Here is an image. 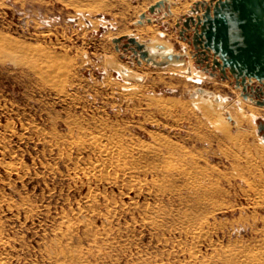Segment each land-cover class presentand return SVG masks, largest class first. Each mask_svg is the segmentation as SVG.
<instances>
[{"label": "rangeland", "instance_id": "rangeland-1", "mask_svg": "<svg viewBox=\"0 0 264 264\" xmlns=\"http://www.w3.org/2000/svg\"><path fill=\"white\" fill-rule=\"evenodd\" d=\"M156 1L0 0L2 264H237L229 251L242 250L264 262L260 117L225 119L237 95L206 83L224 79L180 34L197 0L175 20L170 0L150 12ZM143 12L175 32L183 69L125 45L127 33L151 42L132 33ZM96 137L132 148L124 169Z\"/></svg>", "mask_w": 264, "mask_h": 264}, {"label": "water", "instance_id": "water-1", "mask_svg": "<svg viewBox=\"0 0 264 264\" xmlns=\"http://www.w3.org/2000/svg\"><path fill=\"white\" fill-rule=\"evenodd\" d=\"M164 4L165 0H157L149 10L154 13ZM146 17L147 12L141 13L139 22ZM181 20L180 34L194 45L197 61H207L204 69L212 75L218 71L224 80L233 78L245 99L264 105V0H197L185 17L178 20V25ZM190 29L193 32L185 36ZM120 40L121 37L114 38L117 44ZM131 43L140 55V63L143 59L155 65L185 60L183 53L173 52L162 42L155 43L157 49L164 51L160 59L137 37H129L125 45ZM224 115L236 124L229 112ZM257 127L263 134L264 118H260Z\"/></svg>", "mask_w": 264, "mask_h": 264}, {"label": "bare ground", "instance_id": "bare-ground-1", "mask_svg": "<svg viewBox=\"0 0 264 264\" xmlns=\"http://www.w3.org/2000/svg\"><path fill=\"white\" fill-rule=\"evenodd\" d=\"M166 1L167 0H165V2ZM191 1L190 0H170L169 9L172 13L171 18L175 20V18L179 14H182L186 10L187 11L185 13H187L189 11L188 8H189ZM146 18H150L148 13H147ZM145 19H144L143 23L138 24L136 27L134 26L135 30H133L132 33L138 35V37L141 39L149 38L151 42H148L145 44L151 52L156 53L155 51L150 49L151 45L155 46V43L158 42V40H161V41H163V43H165L168 46V48L170 50L177 53L178 51H176V50H177V44L179 43V41H178L179 39H178L177 35L175 34V32L172 30L171 31L160 30L159 25L157 26L154 22H149V21L146 22ZM166 20L170 24H173V23H171L169 17H166ZM127 29H129V28H127ZM130 30H131V28H130ZM130 30H129V32H130ZM124 31H122L121 33H124ZM119 33L117 35H120ZM131 36H135V35L127 33V39H129V37H131ZM155 49H156V47H155ZM189 65H190V72L193 73L194 69H193V66L191 64V61H190ZM170 66H173V68H175V70H179V69L184 68V65L182 63L177 64V63L173 62V64H170ZM194 77H196V80L204 82L206 75L203 72L202 73L199 72L198 76H194ZM208 78L209 77L206 78L207 80L205 79L206 83L208 85H210L212 88H214L215 92H217L216 90H218V91H223V92H231L234 95H237L238 102H235L234 100L228 101L227 103H225L226 104L225 107L231 113L233 119L237 120V123L240 126H246L247 128H249V127L253 126L252 117L259 116L260 118H264V105L256 104L254 101H252L250 99L240 98L239 90L237 88L231 87L229 89L227 79L221 80V79H217V78H209V79ZM221 94H222V96H224L223 93H221ZM239 111H241V113L243 114L244 117L240 115ZM225 119H227V118L225 117ZM212 122L213 121L211 120V123ZM228 124H233V123L230 122ZM252 129H254V128H252ZM253 131L254 130H252L251 132L254 133ZM248 135H250V134H248ZM93 141H94V143L93 142L92 143L94 144V146L97 148V150L100 151V153L105 157L106 160L110 161V163H114V162L118 163V164L114 163L116 165L115 166L116 168H118V167L123 168L125 166L124 164L122 165L120 162L121 156L127 157V156H130L132 154V148H129V149L124 148L123 149V148H119L117 146L116 147L115 146H107L105 143H103L102 137H96V138H94ZM110 141L115 142V143L117 142V140L115 138H110ZM142 144L148 145L147 143H142ZM149 146H152V144H150ZM147 149H148V151H151L153 153H158V148H152L151 147V148H147ZM159 152H160V150H159ZM102 163H104V162H102ZM102 163H99V164H101L100 166H103ZM99 164H98V166L95 164L93 166H95V168H96V167H99ZM114 164H113V166H114ZM184 175L186 178H189V179L192 177V174L190 172H184ZM202 229H203V227L200 225L198 227V230L194 232V237L196 240H198L201 237ZM259 247H261V246H259ZM256 248H258V247L256 246ZM227 251H229V250L227 249ZM229 256L236 258V260H238L240 262L237 264H264L263 260L260 257H257L256 255H254V253L250 254V253L245 252L243 250L239 251V252L229 251ZM0 264H2V263L0 262Z\"/></svg>", "mask_w": 264, "mask_h": 264}]
</instances>
